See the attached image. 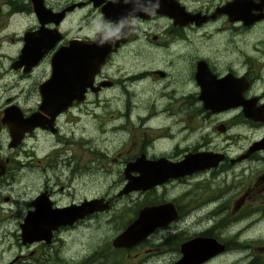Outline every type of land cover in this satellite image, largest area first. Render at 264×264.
Instances as JSON below:
<instances>
[{
  "label": "flooded vegetation",
  "instance_id": "af4514ba",
  "mask_svg": "<svg viewBox=\"0 0 264 264\" xmlns=\"http://www.w3.org/2000/svg\"><path fill=\"white\" fill-rule=\"evenodd\" d=\"M25 4L0 77L39 74L36 97L0 103V117L9 107L17 121L0 119V264H123V250L126 264H174L196 240L192 264H264V0H42L43 26L60 37L23 71L11 63L40 22ZM105 33L117 44L90 78L91 50H67L54 77L59 46ZM51 77L63 108L28 125ZM166 162L177 169L166 173ZM160 205L165 220L112 246L141 209ZM33 214L72 219L35 238L24 227ZM107 221L116 230L88 242Z\"/></svg>",
  "mask_w": 264,
  "mask_h": 264
},
{
  "label": "water",
  "instance_id": "95a60500",
  "mask_svg": "<svg viewBox=\"0 0 264 264\" xmlns=\"http://www.w3.org/2000/svg\"><path fill=\"white\" fill-rule=\"evenodd\" d=\"M31 1L33 4L32 9L35 14L36 13L41 14L44 11H46L45 7L42 4V0H31ZM38 20H40V22L37 30L33 32L24 33L22 47L19 51V54L17 55L16 60H14L11 63V67L17 68L20 67L21 65H24L23 71H26L31 66H34L38 62V60L46 53V51L50 49L59 39L60 33H58L54 28L53 29L45 28L43 24L46 22H44V20L41 21L42 18L39 14H38ZM113 35H114L113 33H105L93 41L72 42L68 46H59L55 50L53 57L51 58L54 69L53 71L54 77L56 76L57 72L61 71V68L63 67L65 61L67 60V54H66L67 50H70L71 53L73 51L85 52L91 50V52H93L95 55L92 57L94 64L91 67V71L89 74L86 75L88 78H90L91 74L94 72V69H98L97 67L101 64L103 57L107 52H109V45L117 44V42L114 40ZM69 56L70 55H68V57ZM76 66H80L79 63H77ZM58 67L59 69L57 70ZM52 82H54L53 77H51L50 79H45V81H43L38 85L40 98L43 99L44 101L43 103H41V106L39 108H42L43 111L37 114L32 113L28 118H25L26 123H28V125L30 124L37 125L40 124L41 121L47 120L45 115L48 116V120H49L56 110L63 108V104L60 103L66 99V96H63L58 101H54L55 98L53 100L50 96V90L52 88H55L52 86ZM11 108H14L16 110V107L14 106H11ZM8 109L10 108L7 107L3 110L0 119L8 125L15 124L17 122L16 120H14L15 116L9 111H7ZM42 115H44V117H41ZM13 131L14 129L10 128L9 132L11 134L13 133ZM159 167L160 164L158 165V170ZM165 168H166V173L174 172L177 169L174 163H168V162H166ZM158 176L159 175H156V177ZM153 178L154 177H152L151 179L152 180L156 179ZM145 187H148V185H144L143 187L142 186L138 187V185H135V188L144 189ZM88 204L91 205L90 202H88ZM88 204H86L87 210L90 209L88 207ZM83 207L84 206L81 207V210H83ZM164 207L165 205H160L157 207H150V208L146 207L141 209L138 212L135 221L130 225L128 224L123 230H121L116 236L112 238L111 240L112 246L127 248L133 243H136L138 240L142 239V237H144L145 233L151 227L153 222L155 221L161 222L165 220L164 215H167L168 211L167 209H165L166 207L165 208ZM34 216L35 215L33 214L29 217L27 216L28 218L26 217L24 219V227L27 229L26 232L29 233L30 235L31 234L34 235L35 238L39 237V235H41L43 231H48L47 228L50 226L51 222L57 223L61 221H66L67 219L68 220L72 219V218L63 219V217L61 216H53L51 218H42V217L34 218ZM211 242L212 241L210 240L208 242V245ZM198 244H199L198 240L187 243L185 245L184 257L182 258V260L176 261L174 264L194 263V260L197 259L196 252L197 254H199V251H197V247L194 248V246Z\"/></svg>",
  "mask_w": 264,
  "mask_h": 264
},
{
  "label": "rangeland",
  "instance_id": "374dc122",
  "mask_svg": "<svg viewBox=\"0 0 264 264\" xmlns=\"http://www.w3.org/2000/svg\"><path fill=\"white\" fill-rule=\"evenodd\" d=\"M27 1L28 0H0V73L3 72V68L7 69V62L9 60L6 56L13 54V51L8 49V44H10L8 37L11 34H14V22H16V20L18 21L17 30L20 27L22 28L24 26V22H26V14L24 13H26L27 10V5L25 4ZM20 3L22 4L23 13H14L15 15L10 16V14L15 10L14 6L16 4L18 8H20ZM2 65L4 66L3 68ZM38 74L39 72L35 71L31 75L23 76L22 78H19L15 73L10 72L4 74L5 76L2 75L0 77V103H2L3 99L7 96L13 97L14 101L21 98L36 97L33 82L37 78ZM122 214L123 212L121 208L115 210V215ZM125 219V217L115 218L117 229H120L119 227ZM100 227L103 229V232L100 231L97 235H90L89 233H86L88 242L90 239H105V234L111 232L112 230H116L114 228V223L109 221L105 222L104 225H101ZM75 234L77 237L78 234ZM0 243H4V239L2 237H0ZM77 247H80L84 253H87L88 247H86V245H77ZM120 255L121 261L123 264H126V256H128L127 252L125 250L120 251Z\"/></svg>",
  "mask_w": 264,
  "mask_h": 264
},
{
  "label": "bare ground",
  "instance_id": "6f19581e",
  "mask_svg": "<svg viewBox=\"0 0 264 264\" xmlns=\"http://www.w3.org/2000/svg\"><path fill=\"white\" fill-rule=\"evenodd\" d=\"M148 82V81H147Z\"/></svg>",
  "mask_w": 264,
  "mask_h": 264
}]
</instances>
